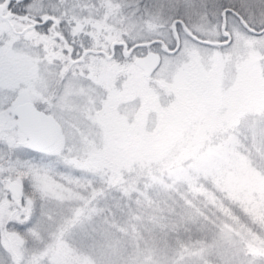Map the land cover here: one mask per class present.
Returning <instances> with one entry per match:
<instances>
[{
	"label": "snow or ice",
	"instance_id": "obj_1",
	"mask_svg": "<svg viewBox=\"0 0 264 264\" xmlns=\"http://www.w3.org/2000/svg\"><path fill=\"white\" fill-rule=\"evenodd\" d=\"M0 264H264V0H0Z\"/></svg>",
	"mask_w": 264,
	"mask_h": 264
}]
</instances>
